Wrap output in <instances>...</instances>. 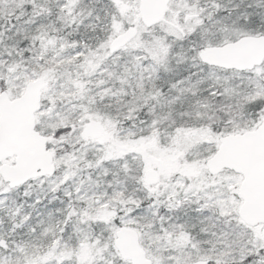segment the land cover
Returning <instances> with one entry per match:
<instances>
[{"label":"snow or ice","instance_id":"obj_1","mask_svg":"<svg viewBox=\"0 0 264 264\" xmlns=\"http://www.w3.org/2000/svg\"><path fill=\"white\" fill-rule=\"evenodd\" d=\"M0 264H264V0H0Z\"/></svg>","mask_w":264,"mask_h":264}]
</instances>
